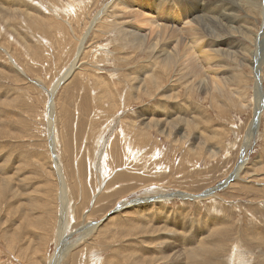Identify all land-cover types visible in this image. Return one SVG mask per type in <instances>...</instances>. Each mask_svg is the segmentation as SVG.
I'll return each mask as SVG.
<instances>
[{"label":"rangeland","instance_id":"rangeland-1","mask_svg":"<svg viewBox=\"0 0 264 264\" xmlns=\"http://www.w3.org/2000/svg\"><path fill=\"white\" fill-rule=\"evenodd\" d=\"M111 1L0 0V264H264V115L249 137L255 111L242 109L239 95L228 104L212 100L178 79L182 74L122 50L104 26L86 37L84 48L94 52L83 55L82 71L61 83L79 39ZM211 1L216 6L218 0ZM175 2L184 16L193 0ZM29 3L40 20L16 13ZM255 10L248 19L264 33L261 5ZM196 52L208 55L205 47ZM251 54L243 56L241 70L232 61L227 67L244 72L250 102L264 93V61L257 81ZM246 83L234 85L242 91ZM140 109L155 120H174L163 133L146 124ZM176 125L179 130L171 128ZM189 125V138L178 141ZM136 136L145 142L136 143ZM199 140L206 151L216 140L221 144L209 157ZM242 163L239 180L228 184ZM65 187L70 217L61 233ZM162 193L170 196L165 202L133 205ZM62 244L69 245L66 254L59 253Z\"/></svg>","mask_w":264,"mask_h":264},{"label":"bare ground","instance_id":"bare-ground-1","mask_svg":"<svg viewBox=\"0 0 264 264\" xmlns=\"http://www.w3.org/2000/svg\"><path fill=\"white\" fill-rule=\"evenodd\" d=\"M158 1L159 0H112L108 4H105L104 8H101L102 11H99L98 15L92 19L93 21H91L90 28H88V30L84 32L85 37L79 39L80 43L79 41L78 43L80 45V50L76 55V59H74V62L72 63L71 67L69 68L65 76H63L61 83H64V81L69 82V80L75 73L77 75L78 71H82L81 70L83 66L82 63H84L83 57L85 56L86 53L94 52V51H90V49L88 48H84L86 37L87 36L89 37L92 31L93 33H95L97 29L103 30L102 27L104 26L109 29V34L113 36L114 41L120 43L122 50H128L130 48L131 50L129 51L132 54L134 53H137L139 55H141V53L146 55L148 54L147 55L148 58L145 57L146 55L144 56V58L147 61L151 60L148 61L150 65L153 64L155 66L156 64L159 63L161 68L171 70L172 72H174L175 75L182 74V76L179 75L178 79L184 78L180 80H184L185 82L187 81V84L191 85L193 89L204 90L212 100L219 101L220 103L223 104H228L229 101L234 96L236 97V95H239L240 96L239 104L241 105V108L246 109L247 107H249V105L250 106L252 105L251 108L253 107L255 111V116L253 117L254 119L251 122L249 126L250 129L248 131L249 132L248 136L249 137L252 136V134H254L255 131L259 129L258 126L260 119L264 115V93L258 98V100L253 99L252 102H250L251 99L247 94L248 84L246 82L248 81L245 78L244 72H239V70H241L246 65L243 56L244 55L247 56L248 52L252 53L251 55L254 60L253 64H251L250 66L252 73L254 74V77L256 78L258 77V71L260 67L259 62H261L262 60L264 61L263 30H258L257 32H255L253 26L254 22L252 24V22H250L248 19L251 17H256L255 8L257 5H261L262 7L261 14L264 18V0H218L216 1V6H209L207 3V1L209 0H195V1L193 0V2H191L188 6V13H186L184 16L183 14L182 15L180 14L177 4L175 2L176 0H161L159 2ZM171 2H173V4ZM220 3L225 5H223V7L221 6V8L220 7L217 8L218 4L221 5ZM156 4L157 6H155ZM19 6L17 7L18 9H16L17 14L26 13L25 14L26 18L33 19L34 22L35 19H38L35 16H33L35 13L38 12L36 10V7L33 6V4L29 3V6L26 7L25 9L26 11L22 8L19 9ZM149 9H156V10L160 9L161 11L159 12L160 14L155 15L153 12L152 13L148 12ZM242 12H244L245 14L242 15ZM189 18H193L194 23L193 22L190 23L191 20H188ZM69 20L70 19L67 18L66 20H64V22L69 23ZM73 32H74L73 35L76 36L75 31ZM17 34L19 35V33ZM238 35L244 38L243 41L244 40L248 41V43H250L251 46L248 44L245 45V43L241 41H236L238 39L237 38ZM204 41H207L206 45L204 44ZM200 47H205L208 51L207 52L208 55L205 54L204 55L205 57L198 55L196 51L200 49ZM224 48H228V50H225ZM258 54L259 57L258 59H256V55ZM230 61H232L233 63H237L238 65L237 67L239 68V70L237 71L232 70L231 67L227 68L230 66L229 65L231 63ZM150 65H148L149 68L151 67ZM236 79L237 82H235ZM259 80L260 78L258 77L257 81ZM257 81H255L254 83L255 84L254 94L259 93L261 89L260 85L259 84L257 85ZM244 83H246V87H243L242 91H240L241 89H239L238 86H235L236 84L240 85ZM174 84L177 85L176 81L174 82ZM56 88H54V91H56ZM262 90H264V88H262ZM54 91L52 93L53 95L55 94ZM53 95L52 97H54ZM131 97L130 99L135 100V98H131ZM54 104L55 103L53 101L50 105L51 114L54 113V111L52 113ZM259 109L261 112L259 115H256ZM118 111L120 110L118 109L114 112L118 113ZM139 115L141 116L142 119L149 118L146 124H153V126L158 128L163 133L165 129L169 128L168 125L174 120L171 118L167 120H163V119L155 120L152 118L153 114H151L149 110L146 111L144 109H140ZM52 126L53 125L51 124V127ZM53 127H55V121ZM171 128L172 129L175 128L176 130L180 129V127L177 125ZM191 130H192L191 125H189L188 127H183L176 135V137H178L177 140L185 142L187 138H189ZM172 135L175 136L174 133L170 134V136ZM197 137H195L194 140H196ZM134 140H136L135 142L137 143V141L145 142L146 139L136 136ZM51 141H52V147L55 148V141H56L55 131ZM220 141L216 140L214 143H211V147L208 149V151H206V144H205L206 141L203 142L202 140V143L198 145L200 143L199 140L197 146H199L198 147L199 150H202L203 152L205 151L207 153L206 155L210 157L211 153H216V150H218V146L219 144H221ZM216 143L218 144L214 148V144ZM57 159L59 158L56 156L54 160L56 163V166H54L55 172L59 180L62 181L64 179L63 172L60 169L61 164L60 162H58ZM243 164L244 163L238 165L237 169L231 175L229 179L230 183L228 184H231V181L236 178L239 180V175L241 174V171L245 166V165L243 166ZM254 173L255 172L252 171L249 174L252 175ZM125 176L126 175H118L117 180ZM61 177L63 179H61ZM16 179L15 181H17ZM129 179H131V177ZM23 182L24 181H22V183ZM147 182L149 183L150 181ZM4 189L6 190V188ZM211 191H214V188H211L205 192L211 194ZM179 194L183 197H188L189 195L188 193L185 192H179ZM68 196H69L68 188L65 187L62 189L61 198L64 199V197H66L65 201L67 202L63 206L64 209L61 211L63 214L62 220L58 219L59 220L58 230L61 228V233L63 230H66L67 228L66 223L68 222L67 221L68 217H70L69 215L70 213L68 211L70 198ZM167 196L170 197L169 195L166 194L159 196H145L143 198H138L137 200H135V203L133 205L134 207L136 206L144 207L149 204L150 206H153L156 203L159 204L161 202H165L167 200L166 199ZM149 216L152 215H147V217ZM31 218H33V216ZM94 228L95 229L97 228V223L93 224V227L91 229ZM68 248L69 245L62 244V248H60L61 249L60 251H62V253L60 251L59 253L66 254V249ZM196 255H198V253L195 251V256Z\"/></svg>","mask_w":264,"mask_h":264}]
</instances>
